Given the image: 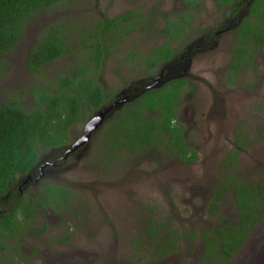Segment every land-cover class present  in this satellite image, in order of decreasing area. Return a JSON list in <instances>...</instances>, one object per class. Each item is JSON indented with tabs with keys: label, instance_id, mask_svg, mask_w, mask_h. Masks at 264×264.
I'll use <instances>...</instances> for the list:
<instances>
[{
	"label": "rangeland",
	"instance_id": "374dc122",
	"mask_svg": "<svg viewBox=\"0 0 264 264\" xmlns=\"http://www.w3.org/2000/svg\"><path fill=\"white\" fill-rule=\"evenodd\" d=\"M185 7L184 0H77L61 12L37 14L23 43L10 54L14 56L2 58L3 69L8 66L11 70L0 80V106L20 102V94L29 87L37 88L43 81L50 84L61 72L71 73L80 66L78 58L84 52L70 44L66 57L44 68L39 76L27 72L25 56L34 35L46 25L60 21L64 30L73 34L76 23L79 28L99 17L96 12L113 8L112 16L131 11L157 16L159 21L153 28L156 31L163 27L162 17L182 16ZM196 7L187 43L198 37L202 28L216 26L220 21L213 0H202ZM156 38L154 32H144L127 40L110 62L105 77L100 75L101 84H113L109 88L116 90L115 81L120 85L121 81L126 83L142 75L140 69H126L129 66L122 61L135 45L146 54L165 41L163 37ZM233 49L227 38L216 50L193 62V95L183 98L179 124L184 127L188 147L197 153L194 164L172 159L164 148L127 157L118 154L110 167L103 166L96 154L98 134L94 133V143L80 165L66 164L63 168H71L56 174L55 181L68 186L75 195L72 212L65 217L50 212L35 215L28 230L33 235L10 240L9 250L0 254V264H197L202 252L201 234L222 225L223 219L237 222V207L229 196L221 202L217 216L210 215L209 209L213 191L225 174L222 160L234 148L239 130L253 145L241 156L233 173L246 183L264 184V49L253 64L256 71L248 69L232 85L229 68ZM21 103L30 107L28 95ZM92 114L86 112L83 121L71 128V144L82 136ZM35 188L41 190V183L27 191ZM151 219L178 230L181 236H189L182 239L175 254L163 261L152 259L147 251L144 231ZM194 235H198L195 240ZM230 264H264V222L250 232Z\"/></svg>",
	"mask_w": 264,
	"mask_h": 264
},
{
	"label": "trees",
	"instance_id": "16d2710c",
	"mask_svg": "<svg viewBox=\"0 0 264 264\" xmlns=\"http://www.w3.org/2000/svg\"><path fill=\"white\" fill-rule=\"evenodd\" d=\"M75 1L0 0V80L8 71V68H1L2 58L11 54L25 36L26 24L31 17L41 10H49L56 5L65 6ZM230 1L219 0L220 3ZM190 6H194V3H190ZM251 16L255 19L245 20L237 37L236 60L232 64V70L237 75L241 69L251 68L256 71L253 67L254 59L258 50L264 48V0L257 1ZM140 18V22L145 21L142 16ZM172 22L169 21L170 27L164 33H169V38L180 44L183 29L177 21ZM135 28L131 31H135ZM57 32L51 26L38 35L29 56L30 72H39L43 66L70 51V38H65L66 33L58 36ZM105 34L107 30L104 37ZM104 37L98 33L97 42L92 45L88 44L89 39L81 38V45L87 50L96 46L93 54L94 57L100 56L101 61ZM162 51L163 56L159 54L158 60L170 59V47L165 46ZM246 57H249L248 61ZM244 63L245 68H242ZM86 72V68L81 69L78 77ZM86 83L87 86L84 85ZM86 83L77 87L71 75H65L61 83H45L44 86L30 90L34 107H26L21 103L26 95L24 92L20 94V102L10 101L0 106V210H7V214L0 219V254L9 250L10 240L27 236L35 215L50 212L65 217L73 210L75 196L65 185L50 181L42 183L41 190L35 188L34 191L26 190L20 194L18 184L31 174L43 158L69 144L72 126L82 122L86 112L94 113L107 104L101 88ZM187 83L185 80L178 81L172 88L150 92L136 104L128 105L117 113L104 127L110 148L114 152L126 153L127 156L129 153L168 148L178 152L176 159L186 163L196 162L197 155L187 150L184 144L182 127L179 124L173 125L177 116L174 107ZM153 111L162 114V122H156L150 117ZM235 145L236 148L228 154L222 166L225 170L224 179L214 189L209 214L217 216L221 202L229 196L237 207V222L233 224L229 219H223L222 225L209 228L201 234L204 250L199 264H230L245 245L250 232L264 222V184L246 183L233 173L240 164L241 154L253 145V141L239 130ZM8 194L9 197L3 201ZM145 231L149 246L147 251L158 260L175 254L179 250L180 239L189 238L187 234L181 236L178 230L153 219ZM160 232L162 235L158 236ZM29 234L33 235L32 232ZM197 236L194 235V240Z\"/></svg>",
	"mask_w": 264,
	"mask_h": 264
},
{
	"label": "flooded vegetation",
	"instance_id": "af4514ba",
	"mask_svg": "<svg viewBox=\"0 0 264 264\" xmlns=\"http://www.w3.org/2000/svg\"><path fill=\"white\" fill-rule=\"evenodd\" d=\"M184 1L186 2V7L184 9V15L177 16L175 18H164V17H162L161 23L163 24V27L159 30H156V31L153 28L155 26L154 24L159 21L157 16L155 18H153L149 15L146 17L142 12H137V11H131V12H127V13H123V14H117V15L112 16L111 13H115V12H114L113 8H111L108 11H106L105 13L100 14L99 12H96V14L100 15L99 17H97L96 19L94 18L92 21L88 22L85 25H81L79 28H78V23H76L77 25H75L76 27L74 26L75 32H73V34L70 32V30L65 31L63 28V24L60 21H55V22H52L51 24L46 25L37 34L34 35V38H33L34 41H33L32 45H30V47L28 49V53L25 56V68H26L27 72L31 75L39 76V74L41 73V71L44 68H46V67H48V66H50L56 62H59L66 57V55H65V56L55 60L53 63L46 65V66H43L42 69L37 73L30 72V70L28 68V61H29L30 52L37 42L36 38L38 37V35L41 32H43L44 30L48 29L51 26H54L55 31H58L57 32L58 36L66 33L65 38H67V37L70 38V40H71L70 44L72 46H74L76 49H80V51L84 52L82 54V56H80L78 58V62L80 64V66L77 67V69L71 73L63 74L61 72V74H59V76L53 81V83L54 84H58L59 82L61 83V79L63 78V76L71 75L72 79H74L76 81L75 85L77 87H79V85H81L82 83L89 82L93 85V87L96 88L97 86H99L101 88V90L103 91L104 95L107 98V104H104L103 106H101L93 114L91 113L92 114L91 118L87 121V123L95 115H97L100 111H103L106 108H109L115 102L122 101V99H125V98L130 99V100L125 101V103H122L121 105H119V107H117L115 109V113L111 116H107L104 123L99 127V129L97 131L94 132V133L97 132L96 134H98V136L96 135L98 137V139L96 140L97 141L96 145H95L96 152H97L96 154L98 156V159H101V161H103V164H102L103 166L106 165L107 167H110L111 164L114 163L113 161L116 159V156L118 154H119V156H120V154H123L125 157H127L126 153L114 152L110 148V146L108 144L107 137H106V131L104 130L105 124L110 119H113L117 113L121 112V110L123 108H125L128 105L136 104L140 99H142L148 93L153 92V91H160V90L165 89L166 87L172 88V85L175 82L185 80L188 83L186 84L184 91L181 93L179 101L175 104V107H174V109L177 111V116L173 120V125L179 124L180 118H181L180 110H181L183 98L185 95H188L189 93L191 95H193L191 92L194 88L193 84H192L193 83L192 68H193V64H194L193 62H194L195 58H197L198 56L203 55L204 53H206L208 51L216 50L222 41H225L227 38H230L231 46L232 47L234 46V49H233V58H232L233 60L231 61L230 68H229V70H230L229 73H231L232 77H230L229 82L232 85L236 84L238 78H241V76H243V74H245L249 71L248 69H241L240 74L237 75L235 70H232V64L236 60L235 50L238 46L237 37H238L239 31H240V28L243 25L245 20H247V19L254 20L255 19V17H252L251 15H252L253 7L255 6V4L257 3L258 0H232L229 3H227V2L220 3L219 0H213L215 9H216L217 13L220 15V21L216 24V26L206 28V29L202 28V31H200L199 36L196 38L193 37L189 43H187V41L190 37L189 31L192 30V27L194 26V19H195V15L193 13V10H194V8H197L196 6H199L201 4L202 0H184ZM190 3H194V6H190ZM65 6L56 5V6L52 7V9L41 10V11L37 12L27 22L25 36H27L29 33L30 22L32 21V19L37 14L42 13V12H46V11H52V10H55V12H61ZM130 14H132V15H130ZM141 16L145 19L144 22H140ZM126 17H127V19H126ZM183 19H186V21H183ZM137 20H139V22ZM170 20L173 22L177 21L180 25V28L183 29L182 42L180 44L171 40L169 38L170 37L169 33H167V32L164 33V31H166L170 27V23H169ZM113 22H115V23H113ZM141 23H143V24H141ZM135 26L137 29L135 28ZM133 28H135V31H131ZM60 30H63V31H60ZM105 30H107V35L105 34V37H104ZM144 32H149L150 34H152L154 32L156 34V37H157L156 39L163 37V39H165V41H164V43L157 45L151 52H148L146 54L144 52H142L140 47L137 45H135L134 49H129V51L130 50H132V51H130V53L128 55H126V57L124 58V61H122V62H124L125 66H129V68H126V69H129V70H132L135 72H137V69H140L142 75L138 76L134 80L127 81L126 83L121 81L120 85H118V81H115V83L117 84L116 90H113V89L110 90L109 87H111L113 84L112 85L101 84L102 77H105V74L108 72V67H110L109 64L112 61L113 57L115 55H117V51L120 50L121 47H124L126 45L125 42L127 40H129L131 37H133L134 35L139 34V33L142 34ZM98 33L100 36L104 37V38H102V41L104 43V50H103L104 53L101 56V59H102L101 61H100V56L94 57L95 55L93 54V52H94L96 46L90 48V50H87L81 45V42H82L81 38H83V36L86 39H89V43H88L89 45L96 43ZM24 37L20 40L18 45H16V47L13 50L18 48L19 45H21L23 43ZM93 39H95V40H93ZM134 41L138 42L135 39H134ZM30 44H31V42H30ZM226 44L227 43L225 42V44L223 46H225ZM165 46H169L171 51H172L170 59L164 60V58H163V60L159 61L158 59H159L160 55L163 56L162 52H164V51H162V49L165 48ZM72 49H73V47H72ZM262 49H264V48H260L258 50L253 64H255L257 55ZM133 50H135V51H133ZM125 52H127V49H125ZM87 53H89V54H87ZM13 56L14 55L9 54V55H6L4 57L12 58ZM93 57H94V59L90 60V58H93ZM10 63H12L11 60H10ZM1 68H3V67L1 66ZM7 68H8V72H9L11 70V68L8 66L6 67V69ZM83 68H86L87 72L84 75H82V77H78L80 74L79 73L80 70ZM242 68H245V63H244V65H242ZM229 76H228V79H229ZM156 78H161L159 84H157V82H154V79H156ZM168 78H170V79H168ZM45 83L46 82L43 81V83H41L40 86H44ZM125 84H127V85H125ZM154 84H157L156 87H153ZM84 85L87 86V83ZM123 85H124V87H122ZM146 88H151V89L145 91ZM30 90H31V87H29L25 93H26V95H28V97L30 99V107H34L35 103L33 101V97L30 93ZM133 96H135L136 99L131 101V98ZM3 105H4V103H3ZM150 117L152 119L156 120V122H162L163 121L162 114L159 111L151 112ZM77 124H74V125H77ZM179 125L181 126V124H179ZM181 127L183 129V139H184V144H185L187 150L194 151L193 149H190L188 147L187 142H186L187 136L185 134L184 127L183 126H181ZM82 136H83V134H82ZM82 136H79L75 140V142H73L72 144L69 141V144L67 146H64L63 148H61L58 151L52 152L49 155V160H50V162L54 163L55 166L44 169V176L42 177V179L38 183L30 184V186L31 187H33L35 185L38 186L40 183L41 184L42 183H48L50 181L57 180L56 174H58L59 172L64 173L71 168V167H68L66 169L63 168L66 164L69 165V163H75L72 167H76V165L77 166L80 165V163L84 159V156L86 155V151L89 150L90 147L94 143L92 141L94 134L86 143L82 144L78 149L73 151L67 157H65V156H66V152L69 151V149L72 147V145L75 144L76 142H78ZM167 137L171 138L168 135H167ZM236 137H237V135H236ZM234 148H236L235 143H234ZM156 149H159V148H156ZM160 150H162V149H160ZM168 150H166V152H170L169 154H171L172 159H176L175 155H177L178 152L176 153L173 150H171V151H168ZM231 152H232V150L229 152V154ZM245 152H246V150L243 151L241 156ZM143 153L142 152L141 153L139 152L136 154H130L129 153V156L130 155L143 154ZM195 154L197 155L196 152H195ZM227 157H228V154L226 155L225 158H223L222 163H221L222 166H223L224 161L226 160ZM73 159H74V161H73ZM197 159H198V156H197ZM181 161L183 163H186L183 160H181ZM98 162H99V164L101 163L100 161H98ZM194 163H187V164H194ZM35 168H34V170H35ZM235 170H237V169H235ZM223 171L225 172V170H223ZM231 172H232V170H231ZM51 175H54V176L52 177ZM39 176H40V171H39V169H37L36 170V178ZM58 183L63 185V183H60V182H58ZM150 221L151 220L148 221V225L150 224ZM146 228H147V226L145 227V229ZM144 232H145V236L147 239L148 238L147 232L146 231H144ZM29 233L30 232L27 233V236L31 235ZM158 236H159V234H158ZM180 240L182 242V239H180ZM201 245H202V252L200 253L197 264L200 263V260L202 259V255H203L204 246L202 243H201ZM149 255H150V253H149ZM152 259H154V258H152ZM154 260H158V258L157 259L155 258ZM163 260H166V259H163ZM163 260H161V261H163Z\"/></svg>",
	"mask_w": 264,
	"mask_h": 264
},
{
	"label": "water",
	"instance_id": "95a60500",
	"mask_svg": "<svg viewBox=\"0 0 264 264\" xmlns=\"http://www.w3.org/2000/svg\"><path fill=\"white\" fill-rule=\"evenodd\" d=\"M160 79L161 78H156V79H154V82H157V84H159ZM168 79H170V78H168ZM157 84H154L153 87H156ZM149 89H151V88H146L145 91H147ZM135 99H136L135 96H133L131 98V101H133ZM127 100H130V99L125 98V99H122V101H117L112 106H110L109 108H106L105 110L100 111L97 115H95L84 127L83 136L81 137V139L72 145V147L69 149V151L66 152L65 157H67L73 151L78 149L82 144L86 143L92 137L94 132L97 131L99 129V127L104 123L107 116L113 115L115 113V109L117 107H119V105H121L122 103H125V101H127ZM97 118H98V120H97ZM54 166H55V164L50 162L49 156H46L45 158H43L40 161V163L36 166L35 170H33L30 175L23 178L20 181V183L18 184V191L20 192V194H23L30 187V184L38 183L42 179V177L44 176V169L49 168V167H54ZM37 169H39V171H40V176L36 178V170ZM9 195L10 194H8L6 197H4L3 201H5L9 197ZM6 214H7L6 209L3 211L0 210V219H2Z\"/></svg>",
	"mask_w": 264,
	"mask_h": 264
},
{
	"label": "clouds",
	"instance_id": "9594fccd",
	"mask_svg": "<svg viewBox=\"0 0 264 264\" xmlns=\"http://www.w3.org/2000/svg\"><path fill=\"white\" fill-rule=\"evenodd\" d=\"M97 120H98V118H97Z\"/></svg>",
	"mask_w": 264,
	"mask_h": 264
}]
</instances>
